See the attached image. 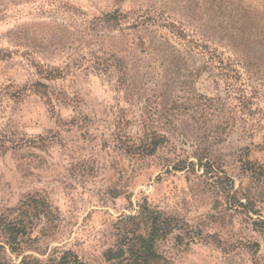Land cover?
Wrapping results in <instances>:
<instances>
[{
    "label": "rangeland",
    "instance_id": "374dc122",
    "mask_svg": "<svg viewBox=\"0 0 264 264\" xmlns=\"http://www.w3.org/2000/svg\"><path fill=\"white\" fill-rule=\"evenodd\" d=\"M143 203L155 264H264V0H0L8 257L110 264Z\"/></svg>",
    "mask_w": 264,
    "mask_h": 264
},
{
    "label": "trees",
    "instance_id": "16d2710c",
    "mask_svg": "<svg viewBox=\"0 0 264 264\" xmlns=\"http://www.w3.org/2000/svg\"><path fill=\"white\" fill-rule=\"evenodd\" d=\"M120 17L121 15L109 16L110 19H107V21H115L112 23L117 24ZM169 27L170 32L175 33L178 37L185 38V34L179 30L180 27L171 22ZM188 39L190 42L192 41L191 38ZM36 85L44 87V84L40 82ZM40 92H43V90ZM156 146L157 144L147 149L146 153H151ZM140 151H143V149ZM32 201L34 204L36 203L34 207L37 208V201ZM122 219L127 223L123 227L117 226L116 242L104 251V259L110 264L158 263L161 255L156 249V241L172 233L176 228L174 219L150 208L146 203L139 204L135 214H126ZM28 221L30 219L26 221L25 218L16 220L0 218V264H87L76 253L68 249L63 250L58 256L51 255L46 259L31 254L23 255L16 261L10 259L9 254L20 256L22 242L29 235L25 234L26 230L31 227L26 223Z\"/></svg>",
    "mask_w": 264,
    "mask_h": 264
}]
</instances>
